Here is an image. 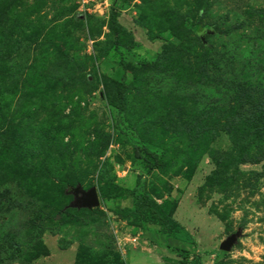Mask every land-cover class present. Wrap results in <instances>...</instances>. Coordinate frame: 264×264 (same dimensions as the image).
<instances>
[{"label": "rangeland", "instance_id": "rangeland-1", "mask_svg": "<svg viewBox=\"0 0 264 264\" xmlns=\"http://www.w3.org/2000/svg\"><path fill=\"white\" fill-rule=\"evenodd\" d=\"M140 195L176 202L187 264H264V0H0V264H169Z\"/></svg>", "mask_w": 264, "mask_h": 264}, {"label": "trees", "instance_id": "trees-1", "mask_svg": "<svg viewBox=\"0 0 264 264\" xmlns=\"http://www.w3.org/2000/svg\"><path fill=\"white\" fill-rule=\"evenodd\" d=\"M116 17V14H111V25L116 22ZM126 90L127 84L125 80L115 81L111 104L114 108H116L118 114H121L124 111L123 99ZM144 152L145 155L143 157H141L139 152L136 154V156L138 158H142L146 162L148 169L160 166L161 161L156 158L154 153L148 150H145ZM191 174L192 173H190V175ZM71 189L72 188H69V191ZM121 190L122 189L120 187L114 186L111 190L110 196L113 194H119ZM176 208V202H174L171 198L164 199L160 205L147 195L137 196L133 201V212L137 214L143 224L157 225L159 228V233L163 234L164 236L180 242L193 244V237L178 221L173 218ZM186 255V250H177V256L179 257L178 264H187ZM82 256L83 255L81 254V251H78L75 255L74 264H122L119 261L109 262L105 259L95 257L86 258V256L83 258Z\"/></svg>", "mask_w": 264, "mask_h": 264}, {"label": "water", "instance_id": "water-1", "mask_svg": "<svg viewBox=\"0 0 264 264\" xmlns=\"http://www.w3.org/2000/svg\"><path fill=\"white\" fill-rule=\"evenodd\" d=\"M73 195V201L69 204L72 209H93L99 206V196L95 187L84 190L80 185L69 191ZM233 243V238L229 237L220 244V250L227 251Z\"/></svg>", "mask_w": 264, "mask_h": 264}, {"label": "crops", "instance_id": "crops-1", "mask_svg": "<svg viewBox=\"0 0 264 264\" xmlns=\"http://www.w3.org/2000/svg\"><path fill=\"white\" fill-rule=\"evenodd\" d=\"M173 218L176 220V218H175V213H174V215H173ZM177 221V220H176ZM179 222V221H178ZM180 223V222H179ZM185 229H186V231L193 237V233H192V231H191V228H189L187 225H184V224H182V223H180ZM166 239H168V237H166V236H164ZM171 240H172V242H173V245H175L176 247H175V249H171V248H169L168 246L166 247V248H169L171 251H169V253H167V254H165V260H167V261H169L168 263L169 264H171L170 263V261H173V263H176V264H178V260H179V257L177 256V250H181V249H184V250H186L187 248V246H189V245H191V244H189V243H185V242H180V241H177V240H174V239H172V238H170ZM166 250H168V249H166ZM174 254L175 256H176V260H173V259H171V258H169V256L171 255V254ZM165 264V263H164Z\"/></svg>", "mask_w": 264, "mask_h": 264}, {"label": "built area", "instance_id": "built-area-1", "mask_svg": "<svg viewBox=\"0 0 264 264\" xmlns=\"http://www.w3.org/2000/svg\"><path fill=\"white\" fill-rule=\"evenodd\" d=\"M84 4V3H83Z\"/></svg>", "mask_w": 264, "mask_h": 264}]
</instances>
